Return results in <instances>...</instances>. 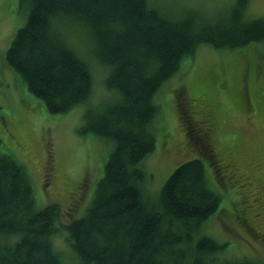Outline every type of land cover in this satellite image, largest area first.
<instances>
[{
	"label": "trees",
	"instance_id": "1",
	"mask_svg": "<svg viewBox=\"0 0 264 264\" xmlns=\"http://www.w3.org/2000/svg\"><path fill=\"white\" fill-rule=\"evenodd\" d=\"M248 6L236 0L210 18L190 6L172 16L152 0H19L27 20L7 49L8 64L52 113L85 104L80 132L100 136L111 149L86 213L64 224L61 206L39 207L24 165L0 150V264H68L55 243L62 231L76 264H264L230 257L227 242L202 233L222 200L204 159L218 175L223 167L212 115L201 114L184 92L177 108L196 155L175 168L156 203L138 167L157 145L155 95L185 57L204 43L226 50L264 43V16L247 17ZM76 27L107 70L105 87L116 93L95 106L91 67L66 41Z\"/></svg>",
	"mask_w": 264,
	"mask_h": 264
},
{
	"label": "rangeland",
	"instance_id": "2",
	"mask_svg": "<svg viewBox=\"0 0 264 264\" xmlns=\"http://www.w3.org/2000/svg\"><path fill=\"white\" fill-rule=\"evenodd\" d=\"M152 2L167 7L172 16L190 6L211 18L236 0ZM246 13L249 18L264 16V0H249ZM26 20L27 13L20 9L19 0H0V150L24 165L39 207L51 202L61 206L64 224L70 217L86 213L111 146L94 133L80 132L85 104L68 112L52 113L8 64L7 49ZM66 41L91 67V105L111 98L113 94L104 82L107 70L94 57L86 32L76 27L66 34ZM179 92L193 99L199 109L204 108L201 114L212 115V141L223 167L222 175H218L204 159L208 182L222 200L218 211L204 223L202 233L227 242L230 257L249 256L264 263V43L233 50L201 44L158 90L157 145L138 164L146 173V191L153 203L175 168L196 155H191L180 121ZM75 201L81 202L73 207ZM63 234L55 238V243L63 256L76 264Z\"/></svg>",
	"mask_w": 264,
	"mask_h": 264
},
{
	"label": "bare ground",
	"instance_id": "3",
	"mask_svg": "<svg viewBox=\"0 0 264 264\" xmlns=\"http://www.w3.org/2000/svg\"><path fill=\"white\" fill-rule=\"evenodd\" d=\"M166 1V0H165ZM109 92V91H108ZM111 92V91H110ZM121 92V91H120ZM107 93V92H106ZM112 93H114V92H112ZM114 94H116V93H114ZM106 95V94H105ZM119 95V94H118ZM107 96H108V94H107ZM110 96V95H109ZM116 96V95H115ZM97 97V96H96ZM95 97V98H96ZM104 97V96H103ZM106 97V96H105ZM94 97H93V99H95ZM102 98V97H101ZM104 99V98H103ZM97 100V99H96ZM96 100H94V101H96ZM93 101V100H92ZM88 102V101H87ZM91 102V101H90ZM99 102V101H98ZM97 104V103H96ZM90 105H91V103H90ZM89 106V105H88ZM93 106V105H92ZM83 107V106H82ZM86 107L84 106V109H85ZM89 108V107H88ZM91 108V107H90ZM87 109V108H86ZM85 112V111H84ZM77 256V255H76ZM64 258V257H63ZM66 259V258H65ZM73 259H74V257H73ZM66 261V260H65ZM72 261V260H71ZM67 263V262H66ZM70 263V261L68 262V264Z\"/></svg>",
	"mask_w": 264,
	"mask_h": 264
}]
</instances>
